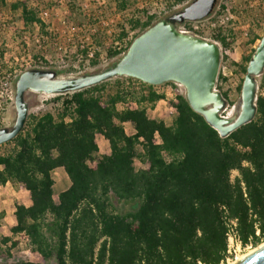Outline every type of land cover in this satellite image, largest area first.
Masks as SVG:
<instances>
[{
    "label": "trees",
    "instance_id": "trees-1",
    "mask_svg": "<svg viewBox=\"0 0 264 264\" xmlns=\"http://www.w3.org/2000/svg\"><path fill=\"white\" fill-rule=\"evenodd\" d=\"M67 1L71 7L80 0ZM131 1L111 0L118 10ZM3 8L9 13L2 14L3 25L17 19L29 30L35 26L43 30L39 6L30 0H0V13ZM142 13L143 18L128 19V30L121 27L116 44L106 51L109 58L126 50L129 31L141 32L157 20L154 14ZM213 34L222 52L231 48L232 41L219 29ZM260 37L254 34L249 41ZM89 51L91 65H96L98 51L83 48L81 53L88 57ZM253 51L241 62H231L243 75ZM7 73L2 71L1 76ZM115 78L140 82L146 89L117 82L114 90L103 93L108 79L55 95L68 96L58 117L51 112L28 114L21 131L0 145H9L0 152V185L20 184L30 199L29 205L15 204L10 232L22 235L33 255L7 261L18 239L0 235V264H221L227 249L226 222L231 218L236 219L241 246L260 243L264 93L257 94L254 118L222 137L192 110L183 93L176 90L168 101L176 115L167 125L146 112L145 105L164 98L153 90L155 85L127 76ZM122 101L137 106L118 110ZM126 121L133 134L126 133L122 125ZM97 134L109 146V152L100 156ZM135 158L145 166L135 168ZM57 167L70 183L55 200L52 172ZM2 218L0 212V225Z\"/></svg>",
    "mask_w": 264,
    "mask_h": 264
},
{
    "label": "rangeland",
    "instance_id": "rangeland-1",
    "mask_svg": "<svg viewBox=\"0 0 264 264\" xmlns=\"http://www.w3.org/2000/svg\"><path fill=\"white\" fill-rule=\"evenodd\" d=\"M190 1L185 0L176 4L174 0H132L126 9L118 10L111 0H105L104 4L98 0H80L77 4L71 6L72 8L67 0H30L31 4L39 6L40 16L44 22L43 30L36 26L29 30L17 19L7 21L10 22L9 25H3L2 23L5 21L2 19L4 18L2 14H9L3 8L0 13V42L4 43L1 45L4 48V61L2 62L3 66L0 64V79L2 71L12 72L14 68H18L19 64L23 63L26 54L32 56L37 66L43 65L47 66L48 69L56 70L60 77H73L83 73L98 71L120 57L119 55L115 58H109L106 55V51L109 47L116 44L114 43V38L121 30V27H125L128 30L129 18H143L144 14L142 11H146L147 14H154L158 20L169 16ZM221 5L229 7L233 18L224 27L214 30L206 29L209 21L206 20L203 22L204 29L212 34L217 33L219 29L224 35L229 36L233 50L231 62H241L242 57L247 55L252 48H255L259 42L258 40L252 43L249 38L254 34L262 35L264 31V0H217L210 14L212 18L223 14L224 8H221ZM44 11H46V14L43 13ZM139 33L138 29L129 31V36L124 42L131 41ZM83 48L98 51L99 57L96 65H91V59L81 53ZM104 58H107L106 62H103L102 59ZM231 68L239 85L244 75L240 72L238 66L231 64ZM257 80V94L264 93V70L257 77ZM117 82L125 85L131 84L137 89H146V86L136 81H129L128 83L125 78H111L104 83L102 92H111ZM9 88L15 91L14 82ZM153 89L158 93L168 89V93L173 97L176 90L184 94V88L180 85H157ZM66 97L68 96L54 97L28 91L26 93V100L29 103L28 114L38 116L44 112H51L55 117H58L62 113V101ZM239 100L240 90L238 89L235 109H231L229 115L233 113V110L237 112ZM158 112L160 113L159 115H157ZM148 114L150 116L153 115L151 111H148ZM153 116L158 119L164 118L166 123H171L173 110L169 108L168 103H160L157 105L156 114ZM14 119L15 108L13 102L11 103L10 100L2 101L0 127L12 126ZM124 127L127 134L133 131V127L130 124H125ZM97 144L99 151L96 156L109 151L108 142L103 137H98ZM8 147L9 145L6 144L0 146V152H3ZM137 151H140V146L137 147ZM134 166L135 168H141L144 164L135 158ZM63 174L65 181L57 173H53L55 200L57 199V193L64 189L67 186V182H69L65 172ZM232 174L235 175V171ZM0 198V203L6 205L7 210L1 220L0 235L12 236L18 239V244L11 250L7 261L32 259L33 255L26 239L22 235H13L10 232V227L15 222L12 208L17 202H28V192L20 184H8L5 187H0ZM125 208L126 206L123 207V209ZM263 241L264 238L260 243ZM260 243L255 246L250 244L239 247L234 246V251H231V259L221 264L236 262L238 256L247 253L252 248H256Z\"/></svg>",
    "mask_w": 264,
    "mask_h": 264
},
{
    "label": "water",
    "instance_id": "water-1",
    "mask_svg": "<svg viewBox=\"0 0 264 264\" xmlns=\"http://www.w3.org/2000/svg\"><path fill=\"white\" fill-rule=\"evenodd\" d=\"M216 3L217 0H191L169 16L156 20L131 40L117 60L98 71L60 77L53 69H24L14 82L15 119L12 126L0 127V145L10 141L23 128L29 111L28 91L58 95L122 76L146 84L173 82L182 86L192 110L201 114L222 137L251 121L256 114L257 77L264 70V31L246 66L239 109L230 116H223L221 111L226 100L215 88L221 61L219 44L177 29L178 23L209 16ZM233 264H264V244Z\"/></svg>",
    "mask_w": 264,
    "mask_h": 264
},
{
    "label": "built area",
    "instance_id": "built-area-1",
    "mask_svg": "<svg viewBox=\"0 0 264 264\" xmlns=\"http://www.w3.org/2000/svg\"><path fill=\"white\" fill-rule=\"evenodd\" d=\"M43 13L46 14V11H44ZM232 18H233V16H232V13L230 12L229 7L225 6L223 9V14H219L213 18L211 15H209L206 18L201 19V20H197V21H183L182 23L177 24V29L180 32L191 33V34L200 36L202 38L214 41L217 44H219L218 41L213 40L211 38L212 33H208V31H206V29L207 30H214L216 28H220V27L222 28ZM206 20L207 21L209 20V21L207 23L206 29H204L205 26H204L203 22ZM225 38L227 40L228 39L230 40V37L227 35H225ZM124 46H126V45H124ZM219 46H220V44H219ZM91 53L92 52L89 51L88 57L91 56ZM232 54H233L232 47L226 48L223 52L221 50V61H220L219 71H218V75H220V77H219V81L218 82L216 81V87H215L222 94H223V92L226 94V97H224L226 100V106L221 111V115H223V116L229 115L231 109L234 108L236 105V98L238 96V89H237L238 82L235 80L234 72H233V69L231 68V59H233ZM102 60H103V62H106L107 58H104ZM32 67L43 68V67L37 66L34 63V60L32 59L31 55L26 54L24 59H23V63L19 64L18 68H14L12 70V72H8L4 77L1 76V79H0V109H2V101L10 100L11 103L14 101V92L15 91L10 89L9 87L12 85L13 82H15L19 73L21 71H23L24 69H28V68H32ZM43 69H48V68L45 67ZM137 83H140V82H137ZM174 84L178 85L177 83H174ZM161 85H167V86L170 85L171 86V84H169V83H164ZM217 85H218V87H217ZM155 86H157V85H155ZM162 93H164V98H168L170 95L168 93V89L163 90ZM45 95H47V94H45ZM174 95H175V93H174ZM50 96H55V95H50ZM170 97L174 98L171 95H170ZM125 106H126V108L131 107V106H136V103L133 101H127V102H125ZM65 119L68 120V117L67 118L65 117ZM226 223H227L228 230L226 233L227 249H226L225 261H229L232 257L231 251L232 250L234 251V246L239 247V246H241V243H240V240L238 239V236L236 233V219L235 218L228 219Z\"/></svg>",
    "mask_w": 264,
    "mask_h": 264
},
{
    "label": "crops",
    "instance_id": "crops-1",
    "mask_svg": "<svg viewBox=\"0 0 264 264\" xmlns=\"http://www.w3.org/2000/svg\"><path fill=\"white\" fill-rule=\"evenodd\" d=\"M235 61H237V60H235ZM171 99H173V98H171V97H168V98H163V99H159V100H157V101H155L153 104H150V105H145V107H146V112H147V115L149 116V117H151V118H154V119H157V120H163L164 122H165V119L164 118H155L153 115H155L156 114V107H157V105L158 104H160V103H168L169 104V100H171ZM125 102H127V101H122V102H119V103H117V105H116V108L118 109V110H122V109H124V108H126V106H125ZM137 106V105H136ZM136 106H131V107H136ZM169 108L170 109H172L173 110V118L175 117V115H176V112H175V109L169 104ZM148 111H151V113H153V115L152 116H150L149 114H148ZM160 113L158 112V114L157 115H159ZM173 120V119H172ZM166 123V122H165ZM125 124H130V125H132L129 121H126V122H123L122 123V125H123V127L125 126ZM167 125H170L171 123H166ZM133 127V126H132ZM124 129H125V127H124ZM134 133V129H133V131L130 133V134H133ZM98 137H102L100 134H97L96 135V142H97V139H98ZM107 141V140H106ZM109 151H105L103 154H105V153H108ZM145 166V165H144ZM144 166H141V167H144ZM63 172H64V170L61 168V167H57V168H55L54 170H53V172H52V174L53 173H57L58 174V176L60 177V178H62L64 181H65V176H64V174H63ZM236 173V172H235ZM53 179H54V177H53ZM55 181V180H54ZM69 183L70 182H67V186L64 188V189H66L68 186H69ZM8 184H11V183H9V182H7V183H5L4 185H0V187H5V186H7ZM54 186H55V183H54ZM64 189H62V190H64ZM61 190V191H62ZM54 191V190H53ZM60 192V191H59ZM58 192V193H59ZM57 193V194H58ZM0 200H1V198H0ZM17 203H19V202H17ZM22 204H24V205H29L30 204V199L28 200V202H25V203H22ZM15 206V205H14ZM14 206H13V208H12V214H13V211H14ZM0 212L1 213H3V218H4V216H5V214L7 213V210H6V205H2L1 203H0ZM14 216V215H13ZM2 218V219H3ZM15 223V222H14ZM15 238V237H14Z\"/></svg>",
    "mask_w": 264,
    "mask_h": 264
},
{
    "label": "bare ground",
    "instance_id": "bare-ground-1",
    "mask_svg": "<svg viewBox=\"0 0 264 264\" xmlns=\"http://www.w3.org/2000/svg\"><path fill=\"white\" fill-rule=\"evenodd\" d=\"M233 109V108H232ZM235 109V108H234ZM234 110H233V113L232 114H234ZM232 114H230V115H232ZM230 115H227V116H230ZM264 244V241L262 242V243H260L256 248H252L251 250H249L247 253H245V254H243V255H241V256H238L237 257V260H239L240 258H242L243 256H245V255H247L248 253H250V252H252L253 250H255V249H257L258 247H260V246H262ZM234 262H232V263H229V264H233Z\"/></svg>",
    "mask_w": 264,
    "mask_h": 264
}]
</instances>
